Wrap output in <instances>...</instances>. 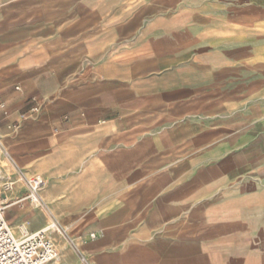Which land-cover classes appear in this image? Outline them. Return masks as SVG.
Returning <instances> with one entry per match:
<instances>
[{"label": "crops", "instance_id": "0c3cea01", "mask_svg": "<svg viewBox=\"0 0 264 264\" xmlns=\"http://www.w3.org/2000/svg\"><path fill=\"white\" fill-rule=\"evenodd\" d=\"M4 180L58 264H264V0H0Z\"/></svg>", "mask_w": 264, "mask_h": 264}, {"label": "built area", "instance_id": "2783aa9c", "mask_svg": "<svg viewBox=\"0 0 264 264\" xmlns=\"http://www.w3.org/2000/svg\"><path fill=\"white\" fill-rule=\"evenodd\" d=\"M27 194L23 199L31 203L42 204L40 190L44 185L43 179L36 175L31 178H23ZM12 182L4 180L0 183V264H50L58 260L59 254L56 243L51 234H64L65 231L52 218L50 223L37 231L28 230V223L19 227V235H16L6 218V208L10 203L6 202V194L11 190Z\"/></svg>", "mask_w": 264, "mask_h": 264}, {"label": "rangeland", "instance_id": "374dc122", "mask_svg": "<svg viewBox=\"0 0 264 264\" xmlns=\"http://www.w3.org/2000/svg\"><path fill=\"white\" fill-rule=\"evenodd\" d=\"M51 264H58V262H57V261H55V262H53V263H51Z\"/></svg>", "mask_w": 264, "mask_h": 264}, {"label": "bare ground", "instance_id": "6f19581e", "mask_svg": "<svg viewBox=\"0 0 264 264\" xmlns=\"http://www.w3.org/2000/svg\"><path fill=\"white\" fill-rule=\"evenodd\" d=\"M46 208V207H45Z\"/></svg>", "mask_w": 264, "mask_h": 264}]
</instances>
